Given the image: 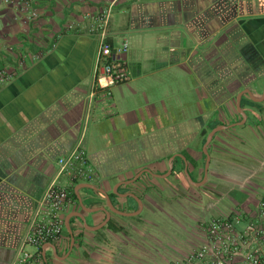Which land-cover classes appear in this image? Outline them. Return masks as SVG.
Here are the masks:
<instances>
[{"label": "crops", "instance_id": "1", "mask_svg": "<svg viewBox=\"0 0 264 264\" xmlns=\"http://www.w3.org/2000/svg\"><path fill=\"white\" fill-rule=\"evenodd\" d=\"M112 1L36 0L32 21L0 1V264H13L81 139L97 177L61 178L73 203L44 264H121L146 213L215 197L219 182L242 191L259 174L238 176L253 145L263 152L264 0H117L108 40H128L129 79L99 89L86 16Z\"/></svg>", "mask_w": 264, "mask_h": 264}, {"label": "built area", "instance_id": "2", "mask_svg": "<svg viewBox=\"0 0 264 264\" xmlns=\"http://www.w3.org/2000/svg\"><path fill=\"white\" fill-rule=\"evenodd\" d=\"M20 11L28 21L39 17L36 0H0ZM91 3L93 0H83ZM117 0L102 7L96 14H87L89 31L99 38L96 62L102 67L96 88L107 89L129 79L122 55L129 49L128 40L114 47L108 40V27ZM73 25L69 26L73 29ZM0 71V79H8ZM58 173L40 199L37 216L30 225L21 249L13 264H44L40 249L49 241L60 240L64 230L63 212L73 203L72 192L61 178L68 182L92 181L97 174L89 160L83 140H79L66 156L58 160ZM202 241L196 248L169 264H264V195L254 209L233 210L205 221Z\"/></svg>", "mask_w": 264, "mask_h": 264}, {"label": "rangeland", "instance_id": "3", "mask_svg": "<svg viewBox=\"0 0 264 264\" xmlns=\"http://www.w3.org/2000/svg\"><path fill=\"white\" fill-rule=\"evenodd\" d=\"M262 144L258 146L263 149V152L253 145L250 148L252 151L249 152L255 153L257 157L243 161L246 166L242 168L243 173L238 174L239 177H243L245 173L254 169L260 171L258 175L246 182L242 191L232 189L234 184L217 182L218 190L214 192L215 197H203L201 202L198 200L192 202L191 198L185 197L183 202L177 201L173 207L167 205L156 214L146 213V217L151 218V224L145 225V231H142V228L141 231L133 230L134 233L126 238L128 244L121 246L123 250L121 252L126 259L121 264H169L198 247L202 241V223L220 215H227L231 209H236L234 199H242L245 195H249L252 204L254 200H259L264 195V164L261 165V160L264 159V142ZM206 187L209 186L199 187L195 191L198 193L206 190ZM196 193L190 192L188 195L198 199ZM252 208L254 207H249V209Z\"/></svg>", "mask_w": 264, "mask_h": 264}, {"label": "trees", "instance_id": "4", "mask_svg": "<svg viewBox=\"0 0 264 264\" xmlns=\"http://www.w3.org/2000/svg\"><path fill=\"white\" fill-rule=\"evenodd\" d=\"M244 201H245V198H242V199H240V200L237 202V204L235 205V207H236L237 210H242V209L246 208V205L244 204ZM236 209H235V210H236ZM232 211H233V210H232Z\"/></svg>", "mask_w": 264, "mask_h": 264}]
</instances>
